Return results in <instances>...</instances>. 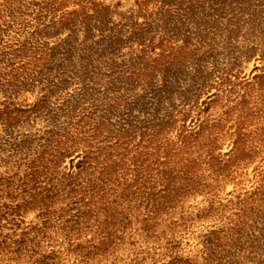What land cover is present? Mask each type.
<instances>
[{
  "label": "rangeland",
  "instance_id": "rangeland-1",
  "mask_svg": "<svg viewBox=\"0 0 264 264\" xmlns=\"http://www.w3.org/2000/svg\"><path fill=\"white\" fill-rule=\"evenodd\" d=\"M0 264H264V0H0Z\"/></svg>",
  "mask_w": 264,
  "mask_h": 264
}]
</instances>
